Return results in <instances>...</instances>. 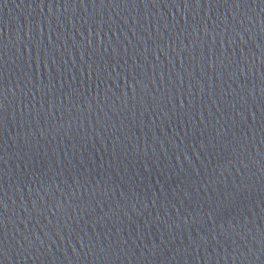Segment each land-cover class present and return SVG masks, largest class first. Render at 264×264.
<instances>
[{
    "label": "water",
    "instance_id": "obj_1",
    "mask_svg": "<svg viewBox=\"0 0 264 264\" xmlns=\"http://www.w3.org/2000/svg\"><path fill=\"white\" fill-rule=\"evenodd\" d=\"M0 264H264V0H0Z\"/></svg>",
    "mask_w": 264,
    "mask_h": 264
}]
</instances>
